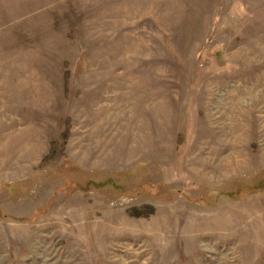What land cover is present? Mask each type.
<instances>
[{"label": "rangeland", "instance_id": "1", "mask_svg": "<svg viewBox=\"0 0 264 264\" xmlns=\"http://www.w3.org/2000/svg\"><path fill=\"white\" fill-rule=\"evenodd\" d=\"M0 264H264V0H0Z\"/></svg>", "mask_w": 264, "mask_h": 264}]
</instances>
